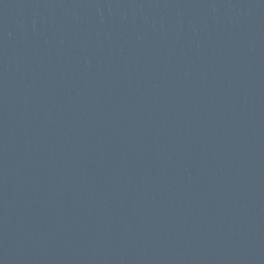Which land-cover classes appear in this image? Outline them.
<instances>
[{"label":"water","instance_id":"95a60500","mask_svg":"<svg viewBox=\"0 0 264 264\" xmlns=\"http://www.w3.org/2000/svg\"><path fill=\"white\" fill-rule=\"evenodd\" d=\"M0 264H264V0H0Z\"/></svg>","mask_w":264,"mask_h":264}]
</instances>
